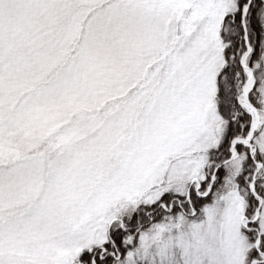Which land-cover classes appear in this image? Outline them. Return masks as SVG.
Instances as JSON below:
<instances>
[{"label": "snow or ice", "instance_id": "1", "mask_svg": "<svg viewBox=\"0 0 264 264\" xmlns=\"http://www.w3.org/2000/svg\"><path fill=\"white\" fill-rule=\"evenodd\" d=\"M0 264H264V0H0Z\"/></svg>", "mask_w": 264, "mask_h": 264}]
</instances>
